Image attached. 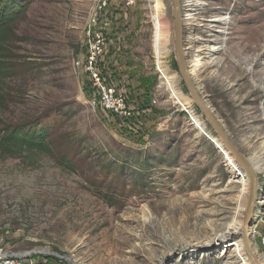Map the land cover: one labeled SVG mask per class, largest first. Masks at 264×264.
Listing matches in <instances>:
<instances>
[{"label":"rangeland","instance_id":"rangeland-1","mask_svg":"<svg viewBox=\"0 0 264 264\" xmlns=\"http://www.w3.org/2000/svg\"><path fill=\"white\" fill-rule=\"evenodd\" d=\"M98 1L28 0L0 45V122L45 127L50 143L49 154L24 148L0 154L1 254L48 264L238 263L230 248L204 246L210 223L220 230L242 224L249 192L247 186L238 209L244 187L240 176L232 178L242 171L207 139L216 136L184 86L173 50L172 0H159V60L156 0L130 7L104 0L98 29L109 44L108 78L138 110L128 124L92 104L82 73L84 29ZM182 5L184 48L199 58L197 91L256 166L253 155L264 157V0ZM158 62L189 106L173 99ZM257 180L264 196V169ZM238 230L234 239L241 241Z\"/></svg>","mask_w":264,"mask_h":264},{"label":"built area","instance_id":"built-area-1","mask_svg":"<svg viewBox=\"0 0 264 264\" xmlns=\"http://www.w3.org/2000/svg\"><path fill=\"white\" fill-rule=\"evenodd\" d=\"M126 7L134 5V0H124ZM107 2L99 0L93 8L84 32L86 38V58L82 63V73L87 77L94 93L92 104H97L103 113L114 117L123 124H128L135 117V112L131 109L125 98L116 92L114 87L108 86L100 73L98 66L102 55L104 54L106 41L104 34L98 29L100 15L107 8ZM79 64H77L78 66ZM255 224L249 229L251 241L258 243L261 247V252L256 254L260 264H264V196L256 203L254 213ZM3 246L0 243V261L3 264H44L37 263L31 257H26L24 260L8 257L1 254ZM7 256L8 259H2ZM46 264V263H45Z\"/></svg>","mask_w":264,"mask_h":264},{"label":"water","instance_id":"water-1","mask_svg":"<svg viewBox=\"0 0 264 264\" xmlns=\"http://www.w3.org/2000/svg\"><path fill=\"white\" fill-rule=\"evenodd\" d=\"M172 16L174 56L176 66L181 74L184 86L186 87L194 105L215 134L216 140L221 143L223 148L233 157L235 163L240 167L241 171L245 174V176H247L249 182V194L239 236L241 238L243 251L247 258L252 264H260L254 253L249 235V229L255 224L254 213L256 210V203L261 199V192L258 187L257 174L255 172L254 164L250 159L245 158L240 154L231 142L219 120L213 114L211 108L206 104L205 100L197 91V87L191 75V54L186 48H184L182 0H172Z\"/></svg>","mask_w":264,"mask_h":264},{"label":"bare ground","instance_id":"bare-ground-1","mask_svg":"<svg viewBox=\"0 0 264 264\" xmlns=\"http://www.w3.org/2000/svg\"><path fill=\"white\" fill-rule=\"evenodd\" d=\"M155 3L156 4L154 6V9H155L156 13H155V15H153L154 16V18H153V28H154L153 49H154L155 55L157 56V59L159 60L162 57L163 51H164V46H163L164 41L162 42V40H163V34H162L163 33L162 32L163 24L161 25V22L159 20V18H160L159 12L161 11L162 6H161V3L159 2V0H156ZM224 20L225 19H223L222 21H224ZM159 62H158V69L160 70L161 75H163L166 87L171 92L173 99L177 100L182 106H185V105L189 106L190 105L189 99L186 101H183L182 103L179 101L178 94L174 90V83L172 81H170L167 77H164L166 75L167 70L163 66H161V63H159ZM198 62H199L198 56L194 55V57L191 59V65H192L191 66V75H192L193 79L196 76V73L198 71V69L196 68L199 65ZM191 120H192L193 125L201 133H205L204 128L199 124V121L195 117L191 116ZM206 136H207V139L210 140V142L214 145V147L220 153L224 154V156L227 159V162L232 167H234L233 161L228 156L227 152L224 150L221 143L218 140H216L215 138L210 137L209 135H206ZM258 153H256V155H253L254 157L252 158L254 163L256 164V166H254L256 174H257V170L260 171V170L264 169V157H263V155H261L263 153H261L260 155ZM238 176H240V177H238ZM237 177L239 179L238 183L242 184L244 187V189H243L244 192L242 193V196H241L242 198L240 200L236 201V205H237L238 209L239 208L241 209V207H244L245 203H246L245 201H246V194H247V186H249V182H248L247 176H245V174L243 172L241 174L236 173V176H233L232 180L237 179ZM216 225H217L216 223H210L212 234L207 239V241L204 243V246H207L208 248H212L214 246H222L225 249L230 248V252L233 254L232 258L234 260H240L239 261L240 263L235 262V264H252L251 261L247 258V256L245 255V253L243 251L242 242L236 241L234 239L236 232L239 231L238 230L239 228H241V222L240 221L238 222L236 228L234 225H230L229 227H225L221 230L219 229V225H217V226ZM217 230H219L220 233L219 232L217 233ZM251 243H252V241H251Z\"/></svg>","mask_w":264,"mask_h":264},{"label":"trees","instance_id":"trees-1","mask_svg":"<svg viewBox=\"0 0 264 264\" xmlns=\"http://www.w3.org/2000/svg\"><path fill=\"white\" fill-rule=\"evenodd\" d=\"M27 3L28 0H0V45L4 43V39L8 35L12 34L13 23L25 15L28 7ZM104 57L105 52L100 58L98 69L102 74L104 82L108 86H111L110 79L106 76L108 71ZM122 96L129 104L127 96L125 94ZM133 111L138 112L136 109ZM48 137L47 128L37 127L33 123L5 126L0 122V154L4 157H10L16 150L21 148L36 154H49L50 143L48 142Z\"/></svg>","mask_w":264,"mask_h":264},{"label":"crops","instance_id":"crops-1","mask_svg":"<svg viewBox=\"0 0 264 264\" xmlns=\"http://www.w3.org/2000/svg\"><path fill=\"white\" fill-rule=\"evenodd\" d=\"M108 43H109V42H108ZM108 47H109V44H107V45L105 46V50H104V52H105V57H104V60H105V58H106V55L108 54ZM105 63H106V65H108L106 61H105ZM106 76L108 77V73H106Z\"/></svg>","mask_w":264,"mask_h":264},{"label":"flooded vegetation","instance_id":"flooded-vegetation-1","mask_svg":"<svg viewBox=\"0 0 264 264\" xmlns=\"http://www.w3.org/2000/svg\"><path fill=\"white\" fill-rule=\"evenodd\" d=\"M182 14H183V5H182Z\"/></svg>","mask_w":264,"mask_h":264}]
</instances>
